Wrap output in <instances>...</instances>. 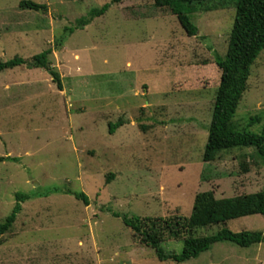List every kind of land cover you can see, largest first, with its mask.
I'll use <instances>...</instances> for the list:
<instances>
[{
    "label": "rangeland",
    "instance_id": "374dc122",
    "mask_svg": "<svg viewBox=\"0 0 264 264\" xmlns=\"http://www.w3.org/2000/svg\"><path fill=\"white\" fill-rule=\"evenodd\" d=\"M20 1L0 0V61L53 49L62 86L27 64L0 72V223L18 192L29 197L0 240V264H264V242L225 241L183 263L161 261L123 220L189 217L200 192L224 198L264 189L255 148L203 159L222 75L216 54L227 53L233 0L193 14L197 36L154 0L113 3L72 33L66 28L113 0H34L47 11L23 9ZM122 118L111 133L110 123ZM234 123L264 129V51ZM75 192H85L89 204ZM226 226L264 231V215ZM163 247L180 252L183 242L167 236Z\"/></svg>",
    "mask_w": 264,
    "mask_h": 264
},
{
    "label": "trees",
    "instance_id": "16d2710c",
    "mask_svg": "<svg viewBox=\"0 0 264 264\" xmlns=\"http://www.w3.org/2000/svg\"><path fill=\"white\" fill-rule=\"evenodd\" d=\"M123 0H113L100 8H93L80 19L76 27H67L72 33L77 28H83L95 17L104 15L111 4ZM226 0H154L158 8H169L176 15L189 36L199 35L200 29L193 20V14L201 11H212L223 6ZM209 2L220 4L210 5ZM236 16L230 35L229 46L225 56L216 54V63L222 71L221 81L215 94L213 120L209 127V140L204 153V161L213 163L226 150L237 148H255L257 155L264 163V129L262 133L248 130H237L234 118L244 93L248 89L252 65L264 51V0H233ZM23 9L47 11L45 4L34 0H21ZM64 35L58 44H62ZM53 49L36 54L31 60L16 56L7 61H0V72L27 64L31 68H44L50 71L55 81L62 86L61 78L51 64L50 54ZM259 118L252 119V122ZM125 124L122 118L117 123H110V131L114 133ZM147 129L146 125H142ZM245 171L248 166L243 164ZM75 196L89 204L85 192H75ZM17 203L13 212L0 223V240L3 235L12 230L18 214L22 210L21 202L28 195L18 192ZM264 215V189L254 193L241 194L234 197H216L213 191L200 192L195 197L193 211L189 217L175 215L165 217H142L139 215L123 216L125 224L132 229L133 235L142 244L154 249L161 261L183 263L198 258L220 242H232L241 247H250L264 242V231L242 230L233 231L226 224L234 219L249 215ZM116 216L121 214L116 213ZM219 226L211 234H198L199 230ZM167 236L183 242L180 252H167L163 243Z\"/></svg>",
    "mask_w": 264,
    "mask_h": 264
}]
</instances>
